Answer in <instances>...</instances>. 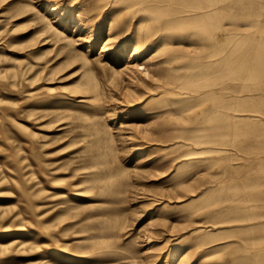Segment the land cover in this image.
<instances>
[{
	"label": "rangeland",
	"instance_id": "rangeland-1",
	"mask_svg": "<svg viewBox=\"0 0 264 264\" xmlns=\"http://www.w3.org/2000/svg\"><path fill=\"white\" fill-rule=\"evenodd\" d=\"M48 2L0 0V264H264V0Z\"/></svg>",
	"mask_w": 264,
	"mask_h": 264
},
{
	"label": "bare ground",
	"instance_id": "bare-ground-1",
	"mask_svg": "<svg viewBox=\"0 0 264 264\" xmlns=\"http://www.w3.org/2000/svg\"><path fill=\"white\" fill-rule=\"evenodd\" d=\"M58 1V3H57ZM63 0H49V5H48V8H50V10L56 8V7H59V3H61ZM187 1V6L186 8H189L191 10V12H197V14H194V17L192 18V16L189 14V15H185L186 17L184 18H181V20L185 21V20H190V19H197V17H199V13L198 11L202 8V2L204 1L205 3L209 4V5H216V3H223V2H226L227 0H184V2ZM214 3V4H213ZM52 6V7H51ZM210 6H207L205 8H208ZM211 10V9H210ZM209 10V11H210ZM184 12V11H183ZM186 12V11H185ZM214 13V12H213ZM205 16H211V12H208V13H205ZM59 20H61L62 22H64L66 24V26H70V25H73V26H79L81 24L82 21H80V19L77 18V16L75 15V9H74V5H72L71 7L69 8H66L64 11L60 12L59 13ZM84 26L86 27H89L88 26V22H83L82 23ZM85 29V28H84ZM226 30V29H225ZM142 32H140L141 34ZM127 42V41H126ZM141 40H140V37H137L135 40H134V43L132 45V48H131V51L132 53L128 56L129 57V61H133L134 62V66H132L131 70H130V74H132V78L129 79V82L128 85H133V84H136L137 81H136V77H139V79H142L143 82H145V88H147L148 90H152V91H158L160 90V93L161 96L162 94L163 95H168V94H175L176 95V98L174 99L173 103L174 104H177V103H180L184 100V96H182L184 94V89H183V86H182V80H181V74L178 75V80H173L172 79H168L167 76L165 75H159L158 77V81H159V84H156L155 83V80L154 79H151V76H150V72L148 71L147 67L146 66H143L142 64H139L138 61L139 59H142L143 54L142 52L144 51L143 48H148L149 50H147L148 52L150 51V49H153L154 51H156V45H158V41L151 43L150 45H148L147 42L143 43ZM250 46V45H249ZM216 47V46H215ZM214 47V48H215ZM259 47V46H258ZM130 48V46L128 44H125L123 46V50L124 51H128V49ZM219 49V48H218ZM116 50V49H115ZM142 51V52H141ZM104 52V50H103ZM213 52V53H212ZM212 55L215 53V52H218L216 50V48L214 49V51H212ZM218 54V53H217ZM210 55V54H209ZM216 55V53H215ZM214 55V56H215ZM232 56L233 55H227L222 57L221 59L217 60L214 64L213 63H209L208 65L212 67L216 66V65H219L220 68L216 69L213 71L212 70H209L208 71V74L210 75H217L218 72H220L221 69L223 68H226V69H229L231 70L232 67H233V58L232 59ZM235 57V56H234ZM241 60V59H240ZM133 64V63H132ZM259 63L258 62H255V64L253 65L254 69L256 70V68H259ZM217 67V66H216ZM126 69V68H124ZM179 69V68H178ZM182 69V67L180 68ZM225 69V70H226ZM185 70V69H184ZM186 70H189V69H186ZM224 70V69H223ZM181 72V71H180ZM193 72V71H192ZM223 72H226V71H223ZM222 73V72H221ZM220 74V73H219ZM223 74V73H222ZM199 75V74H198ZM192 74H188L186 77H191ZM222 76V75H221ZM196 77V76H195ZM213 77V76H212ZM211 77V78H212ZM170 78V77H169ZM172 78V77H171ZM194 79V78H193ZM152 80V81H151ZM157 80V79H156ZM208 80V79H207ZM203 82V81H202ZM200 82V83H202ZM185 83V82H184ZM175 85V86H174ZM134 86H137V85H134ZM190 85H188L189 87ZM129 88V87H128ZM136 88V87H135ZM187 90V88L185 89ZM190 90V89H189ZM165 99V98H164ZM164 104H162L163 106ZM161 106V107H162ZM175 107V106H174ZM179 107V106H178ZM190 107V106H189ZM182 108V107H180ZM176 109V108H175ZM236 120V119H235ZM212 143V142H211ZM216 142L214 141V143L212 144H215ZM210 151H216L214 149H210ZM190 154V153H189ZM188 157V156H187ZM183 180V179H182ZM185 181H182L180 183L183 184ZM66 202L69 203V205H74L75 203H77V200L78 197L74 196V195H69L67 194L65 199H64ZM242 200H245L247 201V199H242ZM241 221V220H239ZM243 221V220H242ZM262 224H260L261 226ZM259 226V225H258ZM193 233H199V236H201L200 234L203 232H199L197 230H193ZM205 234H203L201 237H203ZM205 238H208V236H204ZM149 239V243H152L154 242V240L152 239V237H148ZM190 245L189 244H186L183 246L182 250H179V251H176L175 254L173 253L174 250L172 251V257L174 260H177L178 259H181V257L184 255V253H186L189 249H190ZM172 249V248H171ZM56 256L58 257L59 260H69V261H73V260H70L68 258H64L61 254L57 253ZM58 260V261H59Z\"/></svg>",
	"mask_w": 264,
	"mask_h": 264
}]
</instances>
